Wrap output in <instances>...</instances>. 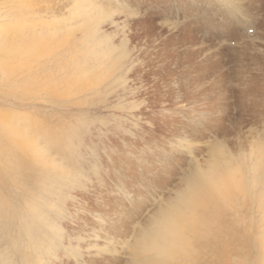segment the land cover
<instances>
[{"label": "rangeland", "instance_id": "rangeland-1", "mask_svg": "<svg viewBox=\"0 0 264 264\" xmlns=\"http://www.w3.org/2000/svg\"><path fill=\"white\" fill-rule=\"evenodd\" d=\"M54 1L53 11L46 17L53 21L48 27H60L71 20H66V14L70 18L72 1ZM39 3L41 7L47 5L44 0ZM86 3L90 4L88 8L95 5L89 11L100 24L113 61L126 64L119 75L120 82L110 87L105 83L99 98L95 95L93 101H65L62 97L54 104L50 101L53 97L47 96L48 101H35L32 105L36 109H25L22 115L31 114L46 124V129L60 134L55 139L58 143L72 144L67 168L81 177L87 171L90 177L87 191H82L89 201L82 204L98 208L109 199L107 219L115 220L120 227L119 216H124L121 232L103 223V229L96 228L100 239L92 235L84 242L71 228L83 223V218L92 221L94 227L95 220L88 213L71 214L75 220L69 215L71 228L66 224L61 228L69 234L63 244L72 247L66 249L71 254L63 251V264H88L91 259L99 262L96 264H131L132 255L125 243L129 238L133 242V234L174 196L189 171L198 166L205 169L210 155L222 147L235 155L241 148L248 151L251 144L264 143V0H85L87 6ZM58 94L61 93L55 96ZM6 110L11 111H1ZM62 123L83 127L76 124L77 132L68 134ZM136 152L149 160L146 169L134 167ZM10 194L6 192L9 202L5 206L11 215L0 220L16 218L18 227L27 229L25 214L30 213L23 207V198ZM118 203L121 206L116 207ZM11 231L6 229L2 237ZM127 232L128 238L122 236ZM91 245H95L94 249L88 250ZM28 249L25 246L22 250ZM20 256L15 254L19 259L15 264H22ZM32 257L29 254L31 261ZM55 261L53 264H59L60 260Z\"/></svg>", "mask_w": 264, "mask_h": 264}, {"label": "bare ground", "instance_id": "bare-ground-1", "mask_svg": "<svg viewBox=\"0 0 264 264\" xmlns=\"http://www.w3.org/2000/svg\"><path fill=\"white\" fill-rule=\"evenodd\" d=\"M53 1L44 0L47 5L41 7L39 0H0V218L4 220V216L11 215L5 206L9 202L6 192L21 196L23 207L30 213L25 214L27 229L18 227L16 218L0 220V264H15L19 261L15 259L17 253L22 256V264H53V260L63 264L61 258L66 253L63 251L69 250L72 244H63L69 234L64 233L61 226L66 224L71 228L68 220L71 214L88 213L95 220L94 227L93 222L85 218L77 227L72 226V231L82 236L83 241L92 235L100 239L96 228L103 229L100 226L103 223L117 233L124 224L122 214H118L120 227L115 220L107 219L109 199L98 208L82 204L89 201V196L83 192L88 189L90 177L87 171L81 177L67 168L66 162L72 158V144L66 140V143H58L55 139L60 134L46 129V124L38 122L33 115H22L25 109H36L32 103L45 101L47 96L53 97L50 101L54 104L62 97L65 101L99 98L105 83H109V87L119 83L121 70L126 69L124 62L113 61L100 24L92 18L90 11L95 5L88 8L90 4L86 6L85 0H71L70 18L66 14V20H71L60 27H48L53 23L46 19L53 11ZM58 87L63 89L59 91ZM56 93L61 94L55 96ZM2 108L11 111H1ZM76 124L61 125L66 128L65 133L75 134ZM146 149L155 154L150 148ZM241 149L234 155L222 147L210 155L205 169L198 166L186 174L184 184L174 196L166 198L165 204L147 217L146 224L133 234V242L129 238L126 246L122 244L130 250L131 264H264V143L251 144L248 151ZM67 156L70 157L65 158ZM148 162L140 153L132 161L134 167L143 169ZM29 184L32 187L26 188ZM6 229L12 231L2 237ZM129 233L122 236L128 238ZM25 246L29 249L22 250ZM29 254L34 256L32 261ZM87 263L99 262L91 259Z\"/></svg>", "mask_w": 264, "mask_h": 264}]
</instances>
